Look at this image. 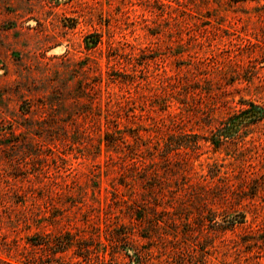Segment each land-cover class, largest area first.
<instances>
[{
    "label": "rangeland",
    "instance_id": "1",
    "mask_svg": "<svg viewBox=\"0 0 264 264\" xmlns=\"http://www.w3.org/2000/svg\"><path fill=\"white\" fill-rule=\"evenodd\" d=\"M179 98L189 114L175 128L201 135L209 128L193 105L214 107L212 129L244 107L240 99L264 106V0H0V201L14 205L25 194L27 203L68 207L80 224L114 221L126 192L114 188L109 120L140 124L145 138L165 135ZM242 131L217 151L203 142L194 161L193 181L206 183L215 164L227 172L232 209L247 220L211 235L212 251L197 248L195 264L205 255L207 264H264V120ZM165 223L153 264L173 259L175 227ZM185 236L180 242L191 243Z\"/></svg>",
    "mask_w": 264,
    "mask_h": 264
},
{
    "label": "trees",
    "instance_id": "2",
    "mask_svg": "<svg viewBox=\"0 0 264 264\" xmlns=\"http://www.w3.org/2000/svg\"><path fill=\"white\" fill-rule=\"evenodd\" d=\"M177 100L179 110L169 114L171 118L166 134L152 137L155 138L153 144L150 143L152 138L144 137L141 129H145L140 124L120 126L121 122L117 121L121 117L119 115L109 120L112 127L104 131V141L114 153L110 157L111 166L117 167V175L113 177L114 188L115 191L119 187L125 189L126 193L117 201L125 203L126 211L121 208L120 213L114 215V221L108 223L104 221L102 224L97 215L96 221L95 217L93 221L84 218L80 224L74 220L76 215L68 211V207L56 203L43 207L35 202L27 203L25 194L18 195L20 199L14 205L1 199L0 251L6 256H13V251L15 260L6 261L0 257V263L122 264L128 258L129 264H153L152 246L158 244L156 239L161 236L158 231L164 229L163 224L170 220L175 229L170 239L172 252L167 253L166 258H173L171 264H195L192 257L197 248L210 254L213 245L209 239L244 225L247 221L245 211L232 209L227 172L221 175L220 167L215 164L206 174L210 180L204 175L206 183L193 181L194 161L203 142L217 151L226 142L239 139L247 125L263 121L264 106L253 100L240 99L239 103L244 107L229 113L212 129L214 107L209 105L201 110L193 105L197 111L194 114L200 113L198 118L204 123L203 127L209 128L208 133L201 135L175 128L189 114L185 98ZM97 125L100 126V121ZM239 142L246 143L241 139ZM171 158L178 160L180 165L179 179L171 178ZM215 178L221 181V185L213 184ZM82 206L79 205L78 209ZM86 212L88 210L82 215ZM126 214L131 219L129 224L122 220ZM142 224H146V228ZM179 224L183 226L181 229ZM140 226L143 229H139ZM145 229L144 233L139 231ZM179 233L186 235L191 243H181ZM200 236L206 241L204 245L199 240ZM141 238L147 239L149 244L144 250ZM165 263L169 264L167 259ZM202 263H208L206 255Z\"/></svg>",
    "mask_w": 264,
    "mask_h": 264
}]
</instances>
